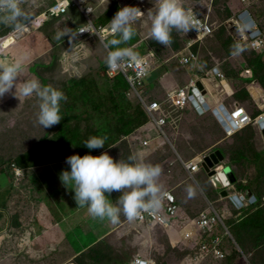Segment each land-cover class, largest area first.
Masks as SVG:
<instances>
[{
  "label": "rangeland",
  "instance_id": "obj_1",
  "mask_svg": "<svg viewBox=\"0 0 264 264\" xmlns=\"http://www.w3.org/2000/svg\"><path fill=\"white\" fill-rule=\"evenodd\" d=\"M81 2L83 3V1ZM108 2H111V0H105V3ZM237 2L238 0H182V4L186 9L192 10L193 12L206 16L207 21L212 24V34L202 42L198 49H196V51H199V55H201L202 57L200 61L203 63L206 69L210 68L209 65H207L206 59L209 58L211 60V57L215 58L214 62L217 61L215 62V64L220 67L221 62L223 63V61H225L227 57L230 58L232 54L242 49H244V52L251 53V51H253L256 55L260 54L262 58L264 57V50H253L247 47L246 43H242V46L239 45L236 40L231 38L227 31L228 29L226 27V23L228 21H230L232 24H235L237 22V14L240 11L239 6H236ZM154 3L155 0H117L110 6L107 13L102 19V22L107 20L106 15L109 11H111L114 5H116L118 9L124 6H132L137 7L141 11L137 14L135 20L132 21V25L135 28V34L130 39H133L134 42H129V39L128 41H126V43L123 42L122 44L118 45V47L128 49L129 53L134 56L140 57L145 55H151L156 60V63L151 68V75L149 76V78L143 81L144 83L143 87L141 88V93L144 97L148 92L153 91L156 87H158V81L162 77V74L164 72L171 73L175 77H180L181 73H185L183 67H181L175 61L174 58V56L178 53L179 49L183 45V40L180 37L181 32H178L176 30L172 31V42L170 45H161L155 40H152L148 35V13L152 10ZM48 5V1L42 2L37 13H34V11L29 10L28 12L30 13V22H27L26 27H24L23 30L17 31L11 26L0 24V37H5L6 35L14 37L16 33V35L19 36V40L28 38L27 42L34 46L35 49L37 46L39 47L40 51L37 52H41V54L39 58H36V60L38 61H36V65H38L37 68L40 67V69L38 71L39 74L37 73L38 75L36 74V77L39 78L42 84H50L53 87L61 89L67 97V99L64 100L61 104V114L63 117L61 118L60 122L65 125L64 118L70 115L72 118L67 124L68 127L73 128V126H75L74 123L77 124L76 122L77 120H79L80 123H78V126L80 134H82V136L86 134L89 135V129L96 130L100 128V126L105 123L108 118L111 119L113 123V116H116L118 113V110H112L109 95L105 94L104 91V89L108 88L105 82L106 78L104 77V69L105 65L107 64L105 61H101L99 56L93 61L90 59L92 57L87 58L89 59V61L88 63L85 62L87 60L85 59L87 55L84 54L87 53V49L85 48L86 45L89 44L87 41L91 38L79 41L76 44H73V42L71 41L70 36L73 32H75L77 27L73 26V30L68 29L66 28V24H69L72 20L75 19L72 18L71 15L75 9L79 10L78 8L72 9L67 15L57 17L56 19L49 18L46 21H42L40 25L37 24L35 26L31 24V20L33 19L34 15L38 14V12L45 10ZM109 5V3L104 4L102 5V7L103 9H106L109 7ZM255 6L257 7V4ZM87 7L94 8V6L91 5H87ZM261 7L262 4L260 5V8ZM207 8L210 9V12ZM98 15L99 13L91 15V19L95 20ZM80 17L81 16H79L78 18ZM82 17L85 20V17L83 15ZM83 19L82 23L84 22ZM49 21H51L52 24L49 23ZM77 21L78 20H74L72 22L76 24ZM55 22L56 26L54 24ZM49 24L51 25L49 26ZM262 24L264 25V21ZM28 27L30 29L29 31H27ZM11 30L14 31L9 33ZM57 33H61V35L57 37ZM187 35H189V32L187 33ZM32 38H34L35 40H33ZM96 40L98 41L99 39L96 38ZM3 42H6V37L0 40V45ZM12 42L13 40L11 41V43ZM27 45H25V48H28ZM5 55L10 59H13L20 57L22 55V52H19L18 50L15 51L14 49L10 50ZM0 56H4V53L0 54ZM258 57L260 56L258 55ZM246 59L250 61V58L248 56H246ZM27 61V59H24V62ZM65 62H68L71 66L78 68L79 72L72 74L66 72V67H68V65L65 66ZM55 66H57L58 72L55 74L56 79L54 80L51 76L48 75L53 74L52 69ZM81 78L85 79L88 82L90 79H93L95 81V85H97V88H90V100L86 103L83 102L82 97L77 98V91L79 92L80 90L77 89L79 85L78 87L74 85L76 87L69 90V87L73 86L71 80H78ZM184 85L185 84L181 83L177 86L181 87ZM95 88L96 93L100 97L96 96L97 94L94 92ZM128 89L130 90V88ZM12 98L0 100V168L2 167L1 163L4 164L3 166L9 167L11 164L10 162H8L9 160H12L17 155L24 153L27 149L33 148L34 146L39 144L42 139L49 138L51 135L53 136V140L51 141H54L55 144H61L60 141L54 138V133H57L59 127L61 126L59 123L45 129L41 127L38 123H36L35 114L38 110V104L37 98L34 95L32 97H22L20 99L18 97L14 99ZM93 103L101 104V112L95 111V109L91 106ZM118 103H120L122 107L124 106V104L128 103L135 105V103L129 100L125 102L124 99L121 100L119 98ZM260 116L263 115H259L258 117ZM98 130V132L102 131L100 129ZM239 133L242 134L241 136H248V139H250V136L254 135L253 127H250L245 131H240ZM250 133L251 135H248ZM73 150L74 149H70L68 151L69 155L74 153ZM111 154L119 158H124L130 155V151L127 148L126 144L122 143L121 146L116 148L114 153ZM263 165L264 164L261 163H255V166H261L264 169ZM42 167L44 166H41L40 169H38V182H36L34 186H30L26 182L22 183L20 175H12L10 187H2V189L6 192H13L14 194H17L16 191L18 190V188L21 189H19L20 192H18L17 195L12 196V209H10L9 211L11 212L9 222L10 230L8 231L9 238L11 237L12 242L9 245L5 244L0 247V264H78L77 262H79V260H81V263L84 264H130L131 262H129V258H134V261H136V257H139V260H145L147 264H155V262H157V258L160 260V258L163 257H167L168 264H181V260L179 261V259L189 251V248H191L193 245L194 247L196 246V242L193 240H189L188 243L184 241L181 244L182 247H185L184 252L181 249L179 250L177 248H173L171 250L169 246L166 252L163 253V250L166 248L167 240H169V238L172 236L171 234L168 235L166 231H170V229L164 228L152 229L151 243H148V238L146 236H143L145 235V233L139 235L141 236V238H143L142 240H140L141 238H134L133 240L131 238L132 236H129V241L126 237L123 236H121V238L119 239L116 237L115 233H112L111 235H108L107 237H104L91 244H83V240L81 239L74 240L71 245L69 243L66 245H44L43 243L33 245L31 239V243L22 242L21 240L23 235L31 233V230L28 229V223L30 221H33V217H31L32 210L34 209L33 203L34 201L42 198L43 195L41 194L44 193L43 191L45 190V185L48 183L47 181H45L47 183L42 182V184H40L39 174L42 175ZM244 167H246V165ZM48 168L50 167H48L47 163L45 164L44 169ZM3 171H5V168ZM200 171L202 170H199L198 174H194L199 184H201V180L198 179L201 173ZM56 173L57 174L54 175L57 177L56 180L58 181H56L55 183H51L50 181L49 182L51 188L53 189H55L56 186L60 185L61 192L63 194L62 185L59 184L60 180L58 178V171ZM45 174L46 172L43 175ZM258 176V178L256 177L257 179L255 180V183H257V181L262 176H264V172L258 170ZM4 182H6V177H2L0 179V185H2V183ZM260 182V185H264V180ZM34 190L35 194L38 192L40 193L38 199L33 196ZM47 190L49 191V189ZM227 190L231 191L232 189L229 187ZM186 192L192 194L193 191L189 190ZM71 194L72 190L67 189L64 198L65 203H69L71 201ZM218 199L220 201H213V206L216 209L220 210L222 213L226 211L227 214L224 213L225 220L230 219V221H234V224L237 225L236 222L239 220L236 219L235 215H232V205L230 201H223L221 198ZM2 206H4V204L0 200V209ZM200 208L204 210L206 208V205H200ZM64 209L66 210V208ZM261 217H264V212ZM180 227V225L176 227L175 232H178L180 229H182ZM193 231L195 230L193 229ZM229 232L232 236H234L233 238H235L238 243V237L237 235H235L234 229L231 228ZM219 233H223V231H219ZM242 235L245 247L256 248L260 245L259 243H256L255 238L258 233H256L255 230L253 232L242 231ZM31 236L33 237L35 235L32 234ZM229 238L233 243H235L231 236H229ZM225 242L228 246L229 253H231L233 248L232 245H230L228 241ZM139 243L146 246V248L140 245L138 246L137 244ZM95 244L96 246L101 247L100 262H95V259H93L92 261L89 256H85V259H80V257L78 256L74 257V254L78 255L76 252H84L88 253L89 255H92L93 252L90 249ZM48 248L50 249L48 250ZM138 248L139 250H137ZM236 248H238V250H243L240 245L238 246L237 244ZM35 250H39V254L35 252ZM144 257L147 259H144ZM210 258V256H207L201 259L200 261L197 259L193 260L192 262H186L184 264H205V262ZM263 260V253H258L256 255H247L244 253H240V255L234 256L231 264H261ZM211 264L224 263L212 260Z\"/></svg>",
  "mask_w": 264,
  "mask_h": 264
},
{
  "label": "crops",
  "instance_id": "obj_2",
  "mask_svg": "<svg viewBox=\"0 0 264 264\" xmlns=\"http://www.w3.org/2000/svg\"><path fill=\"white\" fill-rule=\"evenodd\" d=\"M45 1L46 0H29L21 5L24 4L23 7L26 11L30 10L37 13L41 3ZM263 3L264 0H238L236 6H239V12L247 9L251 13L253 19L257 22L258 27L264 32V25L262 24L264 21ZM256 4L257 7L255 6ZM261 4L262 7L260 8ZM207 9L210 12V9ZM74 12L75 13L71 16L72 18H75L74 20L78 21L76 25L72 22L74 20H72L69 24H66V28L68 29H73V26L77 27L82 24V15L76 10ZM79 16L81 17L78 18ZM49 23H51V21H49ZM51 24H49V26ZM54 24L56 26V22ZM184 36H186V33L181 32L180 37ZM27 39L28 38L19 40V36L17 35L12 38L13 42L6 47L0 46V54L4 53V56H0V62L10 61L11 59L5 54L14 49L15 51L18 50L19 52H22L20 57L28 60L27 62H24L25 68L22 73V77H17L18 79H28L33 75L36 76L37 73L39 74L38 71L40 67L37 68L38 65H36V63L38 61L36 58L40 57L41 52H37L40 51L39 47L37 46L35 49L34 46L27 42ZM32 39L35 40L34 38ZM88 39L89 40L87 42L89 44H87L85 48L87 49V53H84L87 55L85 59L92 57L90 59L93 61L99 56L101 61H105L106 54L101 48L99 41H97L93 36L88 37ZM203 41L196 44L195 52L197 53L200 67L207 70L200 61L202 57L199 55V51H196ZM25 45H27L28 48H25ZM243 50L244 49L232 54L230 58L227 57L223 63L221 62L220 67L215 64V62H217H214L215 58L211 57V60L209 58L206 59L207 65L210 67L208 69L216 67L220 73L224 74V79H217L215 77L200 78L198 79V88L204 90L202 99L210 109L222 105L231 111L233 107L238 104L243 106L252 118H256L259 115H264V57L262 58L260 54H258L260 56L258 57V55H256L253 51L248 53ZM246 56L250 58V61L246 59ZM88 61L89 59L85 62L88 63ZM64 65H68V67H66V72L69 74L79 72L78 68L71 66L68 62H65ZM183 69L185 73H181L180 77H175L171 73L164 72L158 81V87H156L153 91L148 92L147 95L153 99L158 97L162 98L166 90L178 87L177 85L181 83L186 84L190 74L188 69ZM52 70L53 74H49L48 76H51L55 80V74L58 72L57 66H55ZM10 98H16V96L11 94V91L0 95V100ZM166 115L167 122L164 126V131L171 145L166 142H162L161 144H156L153 148H142L140 147L141 145L139 144V141L133 142L132 139L134 137L138 140L148 139L155 134L153 125L147 122L141 126L136 133L134 132V135L132 134L128 136L127 142H118L104 151H107L110 155L111 153H114L116 148L120 147L121 144L124 143L129 149L130 155H134L137 158L146 160L153 164H159L161 173L157 178V182L161 186V191L171 190L178 201V211L170 220L168 227L170 231H166L168 235H172L169 238L170 245L173 248L180 250L181 248H184L181 244L184 241L188 243L190 236H194L192 221L202 210L200 205L207 206L208 202L213 203L214 200L217 202L219 200L218 198H221L223 201L228 200L225 193H219V190H216V188L213 187L208 179V176L203 171H200L201 173L198 177V179L202 181H200L201 184H199L194 174H198L200 169L193 173H188L183 168L181 163L189 162L192 159L195 160L200 155H207L212 151L219 150L223 156V160L220 163L222 165L229 166L237 179L243 181L244 184H251L253 190L261 189L264 186L263 184L260 185L255 182L252 184L250 181L259 177L258 170L264 172V169L261 166H255V163L264 164V136L261 134V129L254 123L250 126L253 127L254 133V135L250 136V139H248V136H241L242 134L239 132L238 133L240 135L237 133L234 135L227 134L218 122L214 113H211L210 110H206L202 113H196L189 106L184 108L169 107L166 110ZM262 119H264V117H262ZM245 130L246 129L243 131ZM248 135H251V133ZM68 155L69 152L64 153L55 161L48 163V167H50L48 169H44L45 165H43L42 175L39 174L40 184L45 181L49 184L45 182L47 184L45 185V190L43 191L44 193L41 194L43 195L42 198L34 201V203L32 202L34 205V209L31 214L33 221L28 223V229L31 230V233L24 234L21 241L31 243V239L33 245L38 243H43L44 245H66L69 243L71 245L74 240L81 239L83 240V244H91L107 237L108 235H111L112 233H115L116 237L119 239L121 236L126 237L128 241L130 240L129 236H132L131 238L134 240V236H136V238H141L139 235L145 233L143 236H146L148 238V242L151 243L152 229L159 228L161 226H154L151 224L147 225V227H143L142 224L137 223L133 219L128 220L122 213L119 215V218L115 223L110 222L107 218L103 220L93 218L87 213L86 206L77 207L73 199V193L70 196L71 201L69 203H65V187L61 184V182H59V184L62 185L63 195L61 192V186L58 185L55 189H53L51 188L50 182L55 183L58 181L56 180L57 177L54 174H57V171L59 174L61 169H66L68 167L65 163V157ZM111 156L114 160L119 159V157L115 155L111 154ZM127 157L128 156L120 159H126ZM245 165L246 167H244ZM40 167L41 166H33L26 169L22 167L24 170L23 177L20 178L21 182H26L28 185L34 186L35 183L38 182L37 173L39 172L38 169H40ZM4 168L6 172L0 171V179L2 177H6V182L0 185V200L4 204V206L0 209V247L5 244L9 245L12 242V239L11 237L9 238L8 234V231L10 230L9 222L11 214L9 211L12 209V196L17 195L18 192H20L19 189H21L18 188L16 191L17 194H14L13 192L9 193L2 189V187H10L13 171L10 166H3L0 170ZM45 172L46 174L43 175ZM233 187L234 186L230 187L232 189L231 191L228 190V195L235 193ZM47 189H49V191ZM185 190H191L193 192L190 194ZM39 194V192L35 194L34 190L33 196H35L36 199L39 198ZM118 195L119 192L113 191L109 194V199L112 202H115ZM64 208H66V210ZM179 225L182 229L175 232V228ZM32 234L35 236L32 237ZM142 239L143 238L140 240ZM142 247L146 248L144 245ZM49 249L50 248H48V250ZM137 250H139V248ZM38 251L39 250H35L37 253ZM76 253L78 255L80 254V252ZM75 255L76 254H74V257L78 256ZM144 259L147 258L144 257ZM162 261H165L166 264H168L167 257L160 258V263Z\"/></svg>",
  "mask_w": 264,
  "mask_h": 264
},
{
  "label": "clouds",
  "instance_id": "obj_3",
  "mask_svg": "<svg viewBox=\"0 0 264 264\" xmlns=\"http://www.w3.org/2000/svg\"><path fill=\"white\" fill-rule=\"evenodd\" d=\"M116 1L117 0H111V2H108L110 5L106 9H103L102 5L108 3H105V1H103L100 5L97 6V8L91 14L94 15L95 13L96 14L99 13L96 19L92 20L90 17L91 21H94L96 25L100 24L105 27L107 26V30L103 28L100 29L98 33L99 38L97 35L88 36V37L93 36L94 38L96 36V38L99 39L98 40L99 44L106 54V58H105V62L107 64L106 69L108 68V66H113L117 64V62L122 57L124 58L133 57L136 59L142 57V56L140 57L134 56L131 53H129L128 49L118 47V45L128 41L135 34V28L132 25V21H134L137 14L141 12L137 7H132V6L121 7L114 13L113 16L109 14L108 15L109 19L108 16L106 15L107 20L102 22L104 15L107 13L110 6ZM241 1H245V0H241ZM48 4L50 5V2H48ZM49 5L47 6V8L49 7ZM91 6L95 7V5H91ZM41 12H38V14H40ZM193 13L199 15L203 19L206 18L202 14H198L196 12H193L192 10L189 11L188 9H186L182 4V0H155L152 10L149 11L148 13L149 37L161 45H170L172 42L171 33L173 30H176L178 32H184L186 33V36H190L191 35L190 29L195 28V20ZM38 14H35L31 21L35 20ZM27 22H30V13L26 11L24 7H22L20 0H0V24L11 26L15 30L20 31L23 30L24 27H26ZM84 23L85 20L82 24ZM233 25H235V28H237L235 29L236 35H239V37H241V34L239 33V27L241 26L246 27L248 31H257L256 35H259L260 37L264 36V32L261 30V28L258 27L257 22L253 19L251 13L247 9L237 14V22ZM188 32L189 35H187ZM60 35L61 33H57V37H59ZM15 36H17L16 33ZM5 37L4 36L0 37V39ZM239 40L240 38L236 41L240 43ZM76 43L77 42H73V44ZM112 46H116V47H112ZM195 47L196 45L193 47L194 51H195ZM155 63L156 60L153 58L151 68L154 66ZM24 68H25L24 59L22 57L13 58L10 61H6V62H0V95H3L5 92H9V91H11V94L18 97L19 99L22 97L24 98L32 97L34 95L37 98V104H38V110L35 114L36 123H38L44 129L59 123L61 118L63 117L61 114V104L64 100L67 99L64 92L61 89L53 87L50 84H42L39 78L36 77L35 75H33L28 79H18L17 77H22ZM106 69L104 70V73ZM150 75H151V69L147 78H149ZM104 77L107 78L105 74ZM198 84H199V80L196 85L197 87ZM198 89L200 91L201 98L199 99L201 101L204 90H202L201 88ZM169 90H166L164 92L162 98L158 97L156 99H153L147 94L145 97H147V100H155L161 102L164 99L166 92ZM169 107L170 106L167 105V107H165V111ZM212 109H210L209 107L206 108V110H210V111ZM231 111L228 110L227 112H225V116L228 117V119H230L229 112L231 113ZM245 111L247 110L245 109ZM195 112L202 113L204 111H200V112L195 111ZM211 113H214V115L216 114L215 112L212 111ZM215 117L220 123L221 120L219 121V119L221 117H219V119L216 115ZM262 117H264V115ZM221 122L223 123V124L220 123L222 128L224 125V127H226L227 130L230 129V127L225 123V121H223V119ZM260 125L258 127L262 131L263 127H260ZM153 127L155 130V134L152 137L148 138V140H151V144L149 146H142L140 144V141L143 139L138 140L136 137H134L132 141L133 142L139 141V144L141 145L140 147L142 148H146V147L153 148L155 147L156 144L159 143L161 144L162 142L164 143L166 142L167 144L171 145L165 134L164 127L162 128L164 136L160 137L157 140H152V138L157 134L154 125ZM139 128H141V126ZM139 128H137L134 132L136 133V131ZM243 130L244 128L238 129L236 132L231 134L234 135ZM224 131L225 133H227L226 130ZM133 133L126 136H122L119 142L121 141L127 142L128 136L132 135ZM106 140H107L106 134L90 135L86 140H83L80 143L83 144L87 149L91 150V149L102 148L105 145ZM200 156L204 158L205 155H200ZM200 156H198L195 160L193 159L192 160L196 161L197 159H201ZM203 158L199 161H196L198 170L199 169L201 170L200 165L202 163ZM65 163L68 165V167L66 169H61V171L58 174V178L61 184L65 187L66 190L67 189L72 190L73 199L77 207L86 206L87 213L93 218H99L101 220L107 218L110 222L115 223L117 222L119 215L122 213L128 220H132V219L135 220V217H137L141 211L156 210L161 206V197L164 191L163 192L161 191V186L157 182V178L161 173V168L159 164H153L146 160L137 158L134 155H129L126 159L119 158L114 160L113 157L109 155L107 151H101L98 154H93L91 151H88L82 155L78 153H72L65 157ZM181 164L183 166V162ZM10 168L13 170L12 175L16 176L15 169H19L22 172L20 178L23 177L24 169L22 167H19L17 164L12 162L10 164ZM234 184H229L228 187H223L222 189H216V190H220L219 193L225 192L229 201H230L229 196L232 195V199L237 202V205L239 206L242 205L243 206L242 208L248 207L249 204H247V202H243L244 200L241 201L240 195H243L244 198L253 196L254 197L253 199H256V196L254 194H251L250 196H246L241 192H235L228 195L229 191L227 189L229 187H232ZM113 191L119 192V195L116 198L115 202H112L109 199V194L112 193ZM176 202L178 206L177 199ZM253 203L251 202L250 205ZM231 205L233 204L231 203ZM147 225L148 224H145L143 225V227H147ZM154 226H160V225H154ZM168 227L169 226H165V227L161 226L159 228L169 229ZM134 238H136V236H134ZM193 238L194 236L193 237L190 236V240H193ZM137 245L143 246L141 243ZM191 249H193V247H191ZM189 253H191V251ZM138 258L139 257H136V261H138L137 260ZM136 261H134L133 264H136ZM140 262L142 263L144 262V264H146L145 260H140Z\"/></svg>",
  "mask_w": 264,
  "mask_h": 264
},
{
  "label": "built area",
  "instance_id": "obj_4",
  "mask_svg": "<svg viewBox=\"0 0 264 264\" xmlns=\"http://www.w3.org/2000/svg\"><path fill=\"white\" fill-rule=\"evenodd\" d=\"M29 0H20L21 4ZM50 2L47 9L42 11L36 19L40 18V23L48 18H57L60 16L67 15L70 10L75 9L80 14H83L85 23L78 26L75 32L70 36L72 42L82 41L89 35H97L100 29L107 30V26L96 25L94 21H91L92 12L105 0H46ZM83 1V3L81 2ZM87 5H95L94 8H89ZM74 10V11H75ZM73 11V13H75ZM190 11V10H189ZM72 13V14H73ZM195 28L190 29V36L182 38L183 45L179 49L178 53L174 56L175 61L183 68L188 69L190 77L184 86L176 87L166 92L164 99L161 102L155 100H147L141 93L143 87V81L148 77L153 62L151 55H145L140 58L133 57H122L117 64L108 66L105 71V75L110 80H113L116 76L120 75L127 82L126 97L129 101L141 105L143 108L148 121L151 122L156 128V135L152 140H157L164 136L162 128L166 124V111L165 107L169 105L173 108H183L185 106L192 107L195 111H205L208 107L207 104L201 99L200 91L196 86L198 79L200 78H211L224 79V74L220 73L216 67L204 70L200 67L197 53L193 50V47L201 42L204 38L212 33V25L207 22L206 18H201L199 15L194 14ZM34 21V20H33ZM32 22V21H31ZM257 31H248L246 27H239V33L241 34L239 45L246 43L247 47L262 51L264 50V36L260 37L256 35ZM99 38V36H98ZM103 42V41H102ZM104 43V42H103ZM130 88V90L128 89ZM197 103V105L194 104ZM200 110V111H198ZM216 116L221 117L223 121L230 127L229 130L226 127L223 128L228 134L236 132L238 129H242L244 126L251 123L253 120L250 115L245 111L242 106L235 105L231 111L230 119L225 116V112L228 110L220 105L219 107L212 109ZM262 116L254 119L260 121ZM263 120V119H262ZM220 121V119H219ZM264 121V120H263ZM221 124H223L220 121ZM261 123V122H260ZM142 146H149L151 140L143 139L140 141ZM202 159L203 157L200 156ZM201 159H197L199 161ZM190 160L184 162L183 167L188 173H192L197 169V162ZM21 170L15 169L16 175H21ZM231 203L235 209L240 210L243 206L237 205V202L232 199V195L229 196ZM253 196L244 198L240 195L241 201L256 202ZM246 205V204H244ZM178 206L173 193L170 190L164 191L161 197V206L156 210L141 211L135 220L137 223L145 225H160L169 226L171 218L177 213ZM227 214V212H224ZM224 213L216 209L212 202H208V206L200 211L198 217L192 221L194 231L193 241L196 242V246H192L194 251L186 254L181 260V264L186 262H192L193 260H201L207 256L214 258H224L229 254L228 246L224 241V237L230 235L229 229L226 226L224 220ZM223 231V233H219ZM190 236V235H189ZM188 255V256H187Z\"/></svg>",
  "mask_w": 264,
  "mask_h": 264
},
{
  "label": "trees",
  "instance_id": "obj_5",
  "mask_svg": "<svg viewBox=\"0 0 264 264\" xmlns=\"http://www.w3.org/2000/svg\"><path fill=\"white\" fill-rule=\"evenodd\" d=\"M117 10H118V7L114 5L111 11L108 12L107 16L109 14L113 16ZM39 21L40 20H38L34 25L39 24ZM12 31L14 30H11L10 32ZM129 42H134V40L130 39ZM106 67L107 65H105V69ZM105 82L109 88V89L108 88L104 89L105 94L109 95L110 103L112 105V110H115V111L118 110V113L116 116H113L114 117L113 123H112V120L108 118L105 121V123H103L100 126V128H98L102 131L98 132L99 131L98 129L88 130L89 135H97V134L107 135V140L105 141V145L102 148L90 150V149H87L83 144H81L80 142H82L83 140H86L89 137V135L86 134L87 136L86 135L82 136V134H80L79 126H78V123H80L79 120H77L76 122L77 124L74 123L75 126H73V128L68 127L67 124L72 118L70 115H68L66 116V118H64L65 125L62 122H59L61 126L59 127L58 132L54 133V138L60 141L61 144H55L54 141H51L53 140V136L51 135L49 138L42 139L39 144H37L33 148L27 149L24 153L14 157V159L9 160L8 162L10 163L14 162L19 167H23L26 169V168H30L33 166H43L47 163L53 162L56 159H58L62 154L67 153L70 149H74L73 150L74 153H78L81 155L88 151H91L93 154H98L99 152L112 147L113 145H115L121 140L122 136H126V135L133 133L137 128H139L140 126H142L148 121V118L143 108L141 107V105L139 104L132 105L128 103V104H124V106L122 107V105L118 103V98L121 100L124 99L125 102L128 101L125 95L128 85L122 76L119 75L115 77L113 80L106 78ZM71 83L73 86H70L69 90L76 86L78 87L79 85V87L77 88V89H80L79 92L77 91L79 97L77 96V98L82 97L84 103L89 102L90 100L89 93L91 91L90 88L97 86L95 85V81L93 79H90L88 82L85 79L81 78L78 80H71ZM96 88L94 91L95 93H96ZM96 96L100 97L98 96V94ZM91 106L95 109V111L101 112L100 111L101 104L93 103ZM245 129H248V128H245ZM2 165L3 163H1V166ZM3 170L4 169H2V171ZM255 180L250 181V182L253 184ZM262 180H264V176H262L257 181V184H260L261 183L260 181ZM233 186H234L233 188L235 192H241L246 196H248V192H250L251 194L254 193V195L256 196V202H254L251 205L249 204L248 207H244L240 210H237L232 205L231 207L232 215H235L236 219L239 220L236 222L237 225L234 224V221L233 222L232 220L230 221V219L224 220L226 226L229 228V231L231 228L234 229L235 235H237L238 237V243L235 240V238H233L234 236H232L231 234L230 235L232 239L234 240V242L238 246L240 245V247L243 250H238V248H236V244L233 243L230 240L229 235H227L224 237V241H228V243L232 245L233 247L232 252L226 255L224 258L214 259V257H211L205 262V264H211L212 260L219 261L224 264H231L234 256L236 255L238 256L240 255V253H244L247 255L249 253L251 255H254V254L256 255L258 253L264 254V217H261V215L264 212V189L261 188V189L253 190L251 184L249 183L244 184V182L241 181L240 179H238L237 182ZM254 230L256 231V233H258V235H256V238H255L256 243H259L260 245L256 248L245 247V243L242 238L243 237L242 231L243 232L244 231L253 232ZM169 246L172 250L173 247L170 245L169 240H167L166 248L163 250V253L166 252ZM90 250L93 252L92 255L82 252L78 255V257H80V259H85V256H89L92 261L93 259H95V262H100L101 261V247L96 246L95 244L91 247ZM181 250L184 252L185 247L181 248ZM190 251L193 252L194 250L189 248V251L187 253H189ZM182 257L179 259V261L182 260ZM133 261H134V258L133 259L129 258V262L132 263ZM158 262H160V260L157 258V262H155V264H166L165 261L164 262L162 261L161 263H158ZM77 263L84 264V263H81V260H79V262ZM261 264H264V260Z\"/></svg>",
  "mask_w": 264,
  "mask_h": 264
},
{
  "label": "water",
  "instance_id": "obj_6",
  "mask_svg": "<svg viewBox=\"0 0 264 264\" xmlns=\"http://www.w3.org/2000/svg\"><path fill=\"white\" fill-rule=\"evenodd\" d=\"M226 27L232 39L238 40L240 38L239 35H236L235 29L237 28H235V25H233L230 21L226 23ZM194 104L197 105V103L195 102ZM220 120L222 121V118H220ZM260 127H263L261 134L264 136V121L263 123H261ZM222 160L223 156L220 151L215 150L205 155L200 165L201 170L206 173L209 178V181L216 189H222L223 187H228L229 184H234L237 182V179L231 171L230 167L220 164ZM221 174H223L224 177H221ZM250 195L251 193L248 192V196ZM142 264H144V262Z\"/></svg>",
  "mask_w": 264,
  "mask_h": 264
},
{
  "label": "bare ground",
  "instance_id": "obj_7",
  "mask_svg": "<svg viewBox=\"0 0 264 264\" xmlns=\"http://www.w3.org/2000/svg\"><path fill=\"white\" fill-rule=\"evenodd\" d=\"M88 13L89 14H91V13H93L92 12V10L90 11V10H88ZM38 20H40V18H38V19H35L34 21H32L31 22V24H35ZM40 22V21H39ZM30 29H29V27L27 28V31H29ZM12 36H10V35H8L7 37H6V42H3L0 46H2V47H5V45L7 46V45H9L10 43H11V41H12ZM3 38H1L0 40H2ZM6 43V44H5ZM3 50V49H2ZM253 120V119H252ZM263 123V120L261 119L260 121H257V120H253L251 123H249L248 125H246V126H244L243 128L245 129V128H247V127H250L251 126V124L252 123H254L255 125H257V126H259L261 123ZM221 177H224V175L223 174H221ZM134 263V261L132 262V264ZM136 264H142V262H140V260L138 259V261H136Z\"/></svg>",
  "mask_w": 264,
  "mask_h": 264
}]
</instances>
